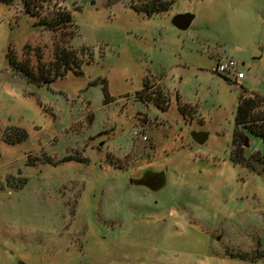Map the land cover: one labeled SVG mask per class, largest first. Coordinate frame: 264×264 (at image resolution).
Masks as SVG:
<instances>
[{
  "label": "rangeland",
  "instance_id": "rangeland-1",
  "mask_svg": "<svg viewBox=\"0 0 264 264\" xmlns=\"http://www.w3.org/2000/svg\"><path fill=\"white\" fill-rule=\"evenodd\" d=\"M38 1L34 15L0 0V264H264V174L246 164L264 142L245 131L250 146H234L240 97H264V0L151 15L130 0ZM60 10L71 21L47 28ZM58 45L80 49L81 72L46 85L9 66L11 50L36 66ZM224 58L241 82L213 70ZM145 82L167 109L139 99ZM146 168L161 188L135 181Z\"/></svg>",
  "mask_w": 264,
  "mask_h": 264
},
{
  "label": "trees",
  "instance_id": "trees-1",
  "mask_svg": "<svg viewBox=\"0 0 264 264\" xmlns=\"http://www.w3.org/2000/svg\"><path fill=\"white\" fill-rule=\"evenodd\" d=\"M2 1L10 3L12 0ZM24 2L31 14L36 15L39 13L38 7L42 5L40 1L24 0ZM174 2L175 0H130V4L135 10L145 12L148 15L168 9ZM69 21L71 20L68 12L60 10L56 11V14L51 20H46L44 23L47 25V28L53 30L63 24L66 25V22ZM39 23L43 25L42 21ZM83 61L84 59L81 57L80 49L59 45L55 48L53 59L48 62L42 61L37 53L36 66L32 65L29 58L18 60L12 50L8 53V62L11 69L25 78L26 81L34 84L49 85L55 79L64 76L69 70L81 72L80 68ZM226 78L229 79L228 76ZM104 94L105 97H107L108 93L106 87H104ZM136 94L143 102H151L158 105L163 110L167 109L169 106V96L162 90L159 83L154 85L153 83L145 82L143 88ZM263 103L264 97L258 94L240 97L235 114L236 128L234 133V146L238 144L236 153L244 151V148L241 146H243L244 136L247 135L245 131L264 142V105H261ZM186 109V103L179 105L181 113L184 114ZM240 155L242 156V154ZM235 159L238 160L240 158L235 157ZM256 161L258 163L256 165H251L250 162L246 164L253 169L260 167L259 170L264 174V151L258 152Z\"/></svg>",
  "mask_w": 264,
  "mask_h": 264
},
{
  "label": "water",
  "instance_id": "water-1",
  "mask_svg": "<svg viewBox=\"0 0 264 264\" xmlns=\"http://www.w3.org/2000/svg\"><path fill=\"white\" fill-rule=\"evenodd\" d=\"M194 17H195V15L193 13H190V12L177 13V14L172 16L171 23L173 24V26H175L176 28H178L180 30H186L190 27ZM190 136H191L193 141H195L199 144H202L207 140V138L209 136V132L191 130ZM249 140H250L249 136L245 135L244 140H243V146L244 147L250 146ZM16 263L17 264H25V262H23L21 260H17Z\"/></svg>",
  "mask_w": 264,
  "mask_h": 264
},
{
  "label": "flooded vegetation",
  "instance_id": "flooded-vegetation-1",
  "mask_svg": "<svg viewBox=\"0 0 264 264\" xmlns=\"http://www.w3.org/2000/svg\"><path fill=\"white\" fill-rule=\"evenodd\" d=\"M156 105V104H155ZM160 108L158 105H156ZM162 109V108H160ZM137 183H146L153 188H161L164 185V177L160 170L146 168L140 174V177L135 180Z\"/></svg>",
  "mask_w": 264,
  "mask_h": 264
},
{
  "label": "built area",
  "instance_id": "built-area-1",
  "mask_svg": "<svg viewBox=\"0 0 264 264\" xmlns=\"http://www.w3.org/2000/svg\"><path fill=\"white\" fill-rule=\"evenodd\" d=\"M213 70L218 73H228L234 75L235 82H239L244 76V73L238 70L236 61L231 58L221 59L213 67Z\"/></svg>",
  "mask_w": 264,
  "mask_h": 264
},
{
  "label": "crops",
  "instance_id": "crops-1",
  "mask_svg": "<svg viewBox=\"0 0 264 264\" xmlns=\"http://www.w3.org/2000/svg\"><path fill=\"white\" fill-rule=\"evenodd\" d=\"M220 61V60H219ZM242 64H244V62H242ZM238 68V70L239 71H242L239 67H237ZM243 72V71H242ZM244 73V72H243ZM228 76H229V79H233V81H234V75H232V74H228ZM244 77H245V74H244V76H243V78L239 81V82H241L243 79H244ZM228 79V80H229Z\"/></svg>",
  "mask_w": 264,
  "mask_h": 264
}]
</instances>
